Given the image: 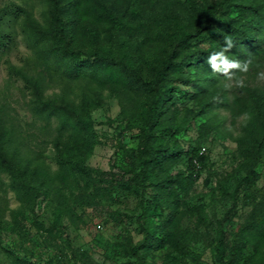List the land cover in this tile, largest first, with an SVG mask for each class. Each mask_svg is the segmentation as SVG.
Listing matches in <instances>:
<instances>
[{
  "label": "rangeland",
  "instance_id": "obj_1",
  "mask_svg": "<svg viewBox=\"0 0 264 264\" xmlns=\"http://www.w3.org/2000/svg\"><path fill=\"white\" fill-rule=\"evenodd\" d=\"M130 1L147 10L165 4V0ZM108 2L120 12L125 7L131 9L127 0ZM7 3L23 6L45 24L44 0H0V7ZM7 30L13 34V44L9 52L0 56V128L8 133V150L22 165L38 167L52 175L58 170L53 147V140L60 138L57 120L33 113V95L15 72L19 69L44 79V98L71 101L82 116L91 120L101 142L89 155H83L84 164L103 172L118 171L119 162L123 164L118 146L131 148L137 143L136 132L126 130V122L138 117L144 97L128 85L111 87L88 77L69 79L47 69L27 37L22 17L10 21ZM88 32L77 36L85 48L100 42ZM196 45L210 48L203 40L196 41ZM162 52L160 46L151 48L153 56ZM176 77L172 81L173 105L162 120L178 128L164 141L183 150L201 147L206 163L193 184L185 189H169L167 200L175 202L177 211L175 239L165 241L161 247L141 250L146 264H218L215 254L219 243L229 264H264V155L254 167L259 172L255 184L250 190H240L236 198L231 195L236 179L253 166L245 153V127L255 115L248 91L260 92L264 102V54L254 66L246 70L239 67L235 76L211 73L207 80L186 67ZM60 141L65 143L66 138ZM184 170L183 155L171 172ZM0 181V264H19L17 257L34 264H134L131 242L142 239L141 223L158 224L165 217V211L149 203L159 192L156 187H147L142 195L149 215L138 223L142 212L138 194L77 175L73 185L63 187L57 181L49 192L40 194L35 213L43 227L24 219L11 229V212L20 207V202L5 186L9 181L6 173H0ZM198 209L203 211L204 222L196 218ZM185 246L191 253L182 254ZM73 251L83 259L71 257ZM61 252L67 256L60 259Z\"/></svg>",
  "mask_w": 264,
  "mask_h": 264
},
{
  "label": "trees",
  "instance_id": "obj_2",
  "mask_svg": "<svg viewBox=\"0 0 264 264\" xmlns=\"http://www.w3.org/2000/svg\"><path fill=\"white\" fill-rule=\"evenodd\" d=\"M44 2L45 24L34 19L21 5L7 3L0 7V56L9 52L13 44L8 24L22 17L27 37L47 69L69 79L88 77L111 87L128 85L144 97V104L138 117L126 122V130L136 132L137 143L131 148L118 146L123 164L119 162L116 172L99 171L86 166L81 159L101 142L91 120L82 116L71 101L44 98V79L16 69L24 88L33 95V113L46 120L56 119L58 137H65L66 142L60 138L53 140L58 170L52 175L38 167L22 165L16 154L8 150L7 131L0 128V173L7 174L9 181L5 186L20 202V207L11 212L9 227L14 229L24 219L43 227L35 213L40 194L49 192L57 181L63 187L73 185L77 175L138 194L142 212L137 220L141 223L149 215L142 195L147 187L153 186L159 192L149 203L165 211V217L158 224L141 223L142 239L131 242L130 248L136 258L134 264H146L141 250L161 247L165 241L175 239L177 211L175 202L167 200L169 189H185L193 184L206 163L201 147L183 150L164 141L166 136L176 134L178 128L177 124H165L162 120L173 105L172 81L186 67L192 68L196 76L209 80L211 73L235 76L239 67L254 66L255 60L264 54V0H165L162 7L151 6L150 10L127 0L126 5L131 3V9L125 7L121 12L108 0ZM87 30L91 38L100 40L95 44L92 41L91 48L83 47L77 37ZM200 40L206 41L210 48L196 45ZM153 46L162 47L160 56L151 54ZM248 95L255 115L245 127V153L253 160V166L236 179L233 198L240 190H250L259 179L254 167L264 155V102L261 93L254 89ZM183 155L185 170L172 173ZM196 218L204 222L202 210L198 209ZM182 251L184 255L191 253L188 246ZM224 254L225 249L219 243L215 254L218 264L230 263ZM66 256L61 252L60 259ZM71 257L83 259L74 251ZM16 260L19 264H34L18 257Z\"/></svg>",
  "mask_w": 264,
  "mask_h": 264
},
{
  "label": "clouds",
  "instance_id": "obj_3",
  "mask_svg": "<svg viewBox=\"0 0 264 264\" xmlns=\"http://www.w3.org/2000/svg\"><path fill=\"white\" fill-rule=\"evenodd\" d=\"M247 66L245 65V70H246Z\"/></svg>",
  "mask_w": 264,
  "mask_h": 264
}]
</instances>
